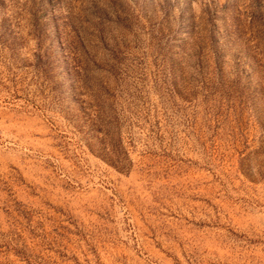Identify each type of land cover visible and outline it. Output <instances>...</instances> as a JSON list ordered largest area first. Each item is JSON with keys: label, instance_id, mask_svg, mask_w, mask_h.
Masks as SVG:
<instances>
[{"label": "rangeland", "instance_id": "374dc122", "mask_svg": "<svg viewBox=\"0 0 264 264\" xmlns=\"http://www.w3.org/2000/svg\"><path fill=\"white\" fill-rule=\"evenodd\" d=\"M0 264H264V0H0Z\"/></svg>", "mask_w": 264, "mask_h": 264}]
</instances>
